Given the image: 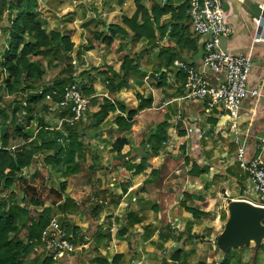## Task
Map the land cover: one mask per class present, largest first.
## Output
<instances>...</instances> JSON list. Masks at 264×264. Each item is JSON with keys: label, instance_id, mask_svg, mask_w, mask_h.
Masks as SVG:
<instances>
[{"label": "crops", "instance_id": "0c3cea01", "mask_svg": "<svg viewBox=\"0 0 264 264\" xmlns=\"http://www.w3.org/2000/svg\"><path fill=\"white\" fill-rule=\"evenodd\" d=\"M185 1L153 0L152 4H158L160 8L168 5L174 9ZM220 2L225 22L233 28V35L221 41L222 48L233 55L250 56L253 69L248 87L260 88V98L255 100L246 97L241 102L237 128L231 130L223 112L218 108L206 111L200 102L182 100L183 93L180 94L176 89L182 88L184 92V86H181L172 72L168 74L167 87L154 86L151 71L156 63L154 58L157 50L150 51L141 60V70L148 76L143 81H130L132 90L122 88L115 96H110L99 83L100 77L92 75L90 78L95 80V85L93 84L94 94L90 97L97 103L93 114L98 112L105 99L113 102V97L127 109L135 108L138 105L135 92L150 95L152 104L149 109L139 112L127 127L121 129L112 121L107 123L115 114H109L107 121L105 119L99 126H96L92 116L89 120L85 119L84 128L92 127L94 132L88 135L81 172L65 180L64 191L53 186L56 183L51 172L53 170L49 171V167L44 166L40 169L37 165L32 166L34 171L31 169L30 173L36 175L28 176L29 180L36 179L39 172H51L44 179L54 183L46 186V189L55 191L58 199L54 204L47 201L38 207L31 205L26 208L27 211L39 213L43 208L51 207L52 219L58 218L76 228L75 253L68 255L61 264H110L115 256H121L118 264H165V261L171 264L168 257L178 250L182 251V259L189 264L190 257L194 254V248L188 245L189 236L198 235L196 231L202 227L211 230V227L220 224L221 216L226 218V213L229 218L228 212L219 206L221 203L218 196L221 191L230 187H238L242 193L248 190L249 184L244 177H239L235 164L234 142L238 140L244 145L248 159L260 157L264 162V0ZM95 5L98 17L106 25L121 27L129 36L132 35L122 24L124 18L130 19L135 13L132 0H122L120 6L117 0H97ZM144 5L149 7L151 0H144ZM169 17L170 14L163 15L160 24H164ZM108 31L109 27L104 28L103 37L99 41L108 37L112 42L104 63L97 67L107 65L117 71L116 67L120 64L119 46L123 44L133 55L143 50L145 43L133 38L123 40L118 34H109ZM196 40V52H183L182 61L198 67L202 54L200 41ZM161 42L163 44L165 41ZM92 46L93 51L95 44ZM116 56L119 57L117 61L114 60ZM161 72L165 71L161 69ZM209 78L213 84L218 81V78ZM43 112L56 118L48 109ZM159 125V130L165 132L167 141L161 145L157 154L148 156V143L151 144ZM146 131H150L149 134L140 138V134ZM118 139L127 142L120 153L112 151V146ZM142 142L146 145H142ZM87 148H90V152ZM40 154L51 156V152ZM142 159L146 160L145 168L134 175L130 166L138 165ZM107 162H110V166L106 171L103 167ZM193 164L203 173L197 175ZM62 172L63 170L58 171L60 183L64 181ZM66 199L79 204V210L73 213L69 208L60 213L56 207ZM183 204L206 216L193 219L181 207ZM216 206H219V210L215 209ZM128 212L139 213L142 220L131 229L126 218ZM174 224L177 225L176 229L170 226ZM145 226H150L154 231L147 242L142 240ZM122 230L127 232L122 234ZM70 233L72 234L71 231ZM207 234L200 237L206 236L204 239H207L210 236ZM23 235L26 236L25 229L19 233V237L24 239ZM166 239L169 242L173 239L175 242L165 243ZM164 255L168 257H163ZM36 260L42 261V255L40 250L34 251L32 246L24 264H36Z\"/></svg>", "mask_w": 264, "mask_h": 264}, {"label": "trees", "instance_id": "16d2710c", "mask_svg": "<svg viewBox=\"0 0 264 264\" xmlns=\"http://www.w3.org/2000/svg\"><path fill=\"white\" fill-rule=\"evenodd\" d=\"M132 1L135 6L134 15L130 19L124 18L122 20V24L132 35L129 36L124 29L117 26H110L108 33L118 34L123 40L133 38L142 41L145 43V48L139 53L131 55L129 49L121 44L118 49V52H120L118 70L115 71L110 66L102 65L92 68L91 74L100 77V83L110 96H115L122 88L132 90V86L129 84L130 81H143L148 76L146 72L140 71L142 69L139 65L141 60L150 51L157 50L154 58L156 63L153 64L151 71L155 80L154 86L167 87V77L171 72L183 86L184 77L182 74L174 72L173 63L182 61L184 58L183 52H196L197 50V40L190 35L187 24V1L174 9L168 5L160 8L158 4H152L153 0H151L149 7L144 5V0ZM117 2L119 6L122 4V0H117ZM37 7V0H0V29L6 32L8 36L7 45L0 54V92L5 89V91L12 94L17 89H22L19 103L12 100L5 107L0 108L2 128L0 133V189L10 190L12 188V190H16V193L11 192L0 199V264H24L25 257L32 251V240L39 239L41 233L52 220L53 210L51 207L43 208L39 213H33L27 211L26 208H21L18 200H16L19 197L20 190L18 184L26 180L28 176L36 175L30 173L32 166H36L37 159L35 157L42 152H51V156H46L44 159V167H49V170L53 171L63 170L61 176L64 181L59 184L60 191H64L66 179L81 172V166L85 158V146L81 140V131L78 129L82 123L73 128L65 127L66 139L59 144L57 139L61 134L49 130L51 129L50 126L54 127V124L46 123L42 116L37 117L39 114L38 109L45 110L49 108V105L44 101L46 93L52 90L60 92L64 86L75 84V79L84 75L83 73L77 74L74 66L71 65L68 54L72 44L69 38L61 36L59 33H52L51 37L46 36L42 30L45 22L38 18ZM6 12L8 14L4 20L2 15ZM12 12L14 17L11 20L10 14ZM166 14H170V17L161 25L160 19ZM25 35L30 36L32 42H25ZM163 40L165 42L161 44ZM102 41L107 45L112 42L108 37L102 38ZM84 49L88 52L93 49V46L88 42ZM33 58L44 60L46 62L45 69L56 70L60 68L58 75L50 82L45 83L43 81L44 68L41 62L33 61ZM63 64H65L64 67ZM161 69L165 72L162 73ZM79 88L83 96L88 97L94 94V90L90 86H79ZM40 90L44 91L43 95H37ZM176 91L180 94L183 93L182 88H177ZM135 97L138 105L132 109H127L114 97L111 98L113 102L105 100L104 104L99 107L98 112L92 114L96 126H99L109 114H115L113 121L117 128L127 127L139 112L149 109L152 104L150 95L146 96L135 92ZM52 99L54 102L58 101L56 96H53ZM12 104H24V106H21L23 109V122L17 124L11 130L12 133L9 134L8 128L12 123L14 113L10 108ZM90 104L92 106L96 105L95 100L92 99ZM159 128H161L160 125L153 134L151 144L148 143V156L157 154L161 145L167 141L165 132L159 130ZM10 142L11 144L22 143L23 145L16 148L15 145L10 146ZM141 144L146 145L145 142ZM125 145H127L125 140L118 139L113 144L112 151L120 153ZM145 165L146 160L142 159L138 165L130 166V170H134L133 174L136 175L145 168ZM192 167L197 175L203 173L199 171L196 165L193 164ZM24 169L28 171L26 176L22 173ZM31 203L32 206L37 207L42 205L38 201H31ZM181 207L193 219L206 216L204 213L186 207L185 204ZM56 208L60 213H64V210L70 208L74 213L79 210V204L66 199ZM95 210L96 208H94ZM126 218L130 229L142 221L139 218V213L128 212ZM220 220L224 222L226 218L221 216ZM64 224L72 232V242L74 244L76 228L70 224ZM23 229L26 230L24 239L19 237V233ZM126 232V230L121 231L122 234ZM153 233L154 231L150 226H145L143 228V242L149 241ZM204 237L206 236H202L201 239ZM182 255V251H175L168 257V260L172 262L171 264H187L186 260L182 259ZM228 255L226 253L222 261L215 264H228ZM120 260L121 256H115L111 263L118 264ZM37 261L41 262V260ZM47 263L46 259L42 261V264ZM196 264L204 263L197 262Z\"/></svg>", "mask_w": 264, "mask_h": 264}, {"label": "built area", "instance_id": "2783aa9c", "mask_svg": "<svg viewBox=\"0 0 264 264\" xmlns=\"http://www.w3.org/2000/svg\"><path fill=\"white\" fill-rule=\"evenodd\" d=\"M188 26L192 37L201 44V60L198 67L185 61H175L173 70L184 77L182 100L200 102L206 111L218 108L224 114L231 130L237 128L240 104L246 98L258 100L261 89H249L248 79L253 63L248 54L233 55L222 48L221 41L233 35V28L225 22L220 0H186ZM218 78L216 84L209 78ZM40 90L37 95H43ZM58 97L54 102L52 97ZM90 98L83 96L79 86L69 84L60 92L52 90L44 95L48 111L56 117L49 129L61 134L59 144L66 139L65 127L73 128L84 122L89 110ZM24 106V104H22ZM37 117H41L39 114ZM235 164L239 177H244L249 188L244 194L253 195L255 201L247 203L264 210V162L260 157L247 158L244 145L235 140ZM31 244V242H29ZM34 251H39L47 264H61L68 255L75 253L72 235L65 224L53 218L39 239H33ZM36 264H42L38 262Z\"/></svg>", "mask_w": 264, "mask_h": 264}, {"label": "rangeland", "instance_id": "374dc122", "mask_svg": "<svg viewBox=\"0 0 264 264\" xmlns=\"http://www.w3.org/2000/svg\"><path fill=\"white\" fill-rule=\"evenodd\" d=\"M97 0H37L38 7L36 12L38 14V18L41 21L45 22V25L42 27V30L46 34L47 37H51L52 33H59L61 36H66L69 38L70 43L72 44V48L68 54L70 57L71 65L74 66L75 71L77 74L83 73L84 75L80 78L77 77L75 79V84L79 86L85 87H92L95 85L90 77L93 75L91 74L92 68H97L98 64H103L105 57L107 55V50L109 49L110 45H107L105 42H100L99 39L103 37L104 28L110 27L106 25L105 21L98 17V9L96 7ZM7 12L4 13L2 16L5 20L7 16ZM11 20L14 17V13L12 12ZM1 16V18H2ZM124 26V25H123ZM98 38V39H97ZM8 36L6 32L0 29V54H2L3 50L7 45ZM25 42H32L30 36L24 37ZM35 42V41H33ZM95 44V50L85 51L84 46L87 44ZM126 48V46H125ZM98 52V53H97ZM102 57H101V56ZM119 57H115L114 60H118ZM33 61L41 62L42 67L44 68V77L43 81L45 83L50 82L51 80L56 77L60 71V68L56 70H51L46 68V62L38 58H33ZM102 61V62H100ZM65 64H63V67ZM118 70V67H116ZM91 74V75H90ZM96 77V76H95ZM100 83V82H99ZM94 84V85H93ZM21 87V86H20ZM103 88V87H102ZM102 88H100L102 90ZM94 90V89H93ZM22 94V89H17L14 93L10 94L5 89H2L0 92V108L5 107L7 103H10L12 100H16L19 103ZM134 94V92H133ZM91 100L92 97L88 96ZM90 100V102H91ZM106 100V99H105ZM108 101V100H107ZM21 104H12L10 108L14 111L12 123L9 125L8 133L11 134V130L15 128L17 124L23 122L22 118V108ZM96 105L92 106L89 105V110L85 115V119H90L92 116V112L96 109ZM40 116H45L44 121L48 124L55 123L56 118H51L50 115L44 114L43 110H37ZM105 121V120H104ZM103 121V122H104ZM107 121V119H106ZM113 121L112 117L107 121ZM1 122V119H0ZM107 123H104L106 125ZM86 123L82 122V124L78 127L81 131V140L86 148V144L88 140V135H92L94 132L92 127H86ZM1 123H0V133H1ZM150 131L143 132L140 134V138L144 135L149 134ZM139 142V141H137ZM14 147H22V143H12L10 142V146ZM89 146V145H88ZM13 147V148H14ZM15 149V148H14ZM90 148H87V150ZM90 152V150H88ZM46 158L45 154H40L35 157L36 165L40 169L44 166V159ZM110 166V162L105 167L104 170H108ZM86 167H83L85 169ZM38 169V170H39ZM55 169V168H53ZM51 171V170H49ZM48 171H44L42 173H38L36 179L29 180L26 179L18 184L19 187V197L16 199L21 208H29L32 203L31 201H38L39 203L43 204L45 202L55 203L58 199V195L55 194V191H47L46 186H50L54 182H50L49 180H45L44 177L50 175L52 172L53 179L56 183L53 184L55 188L59 187L60 181L58 180L59 173L58 171L54 170L49 173ZM23 175L26 176L28 171L24 169L22 171ZM51 180V177H50ZM48 181V182H47ZM110 182V181H109ZM16 190L12 188L10 190H2L0 189V199L8 195L9 193H14ZM58 192V191H56ZM219 197L220 205L224 211H229L228 206L236 201H247L248 199L255 201V197L253 195L244 194L238 187H230L224 191H221ZM216 206L215 209L219 210ZM214 209V208H213ZM214 209V210H215ZM226 213V220L223 222L221 220L220 224L217 226L211 227L212 229L208 230L205 227L198 229V235H194V237L189 236L188 245H191L193 249V255L190 257L189 264H196L197 262H203L204 264H215L219 263L220 259L222 260L225 257V254L228 253L229 255V262L228 264H264V235L260 237V239L256 238H249L246 242L242 243L240 246H231V245H219L217 244V240L220 235L223 233L225 228L226 222L228 220ZM213 222V221H212ZM211 222V223H212ZM213 224H210L212 226ZM261 225L264 226V216ZM171 228H177V225H170ZM208 233L207 239H201L200 235H206ZM21 234H24L22 232ZM25 237V235H23ZM195 240V242H193ZM172 243L175 242L171 241ZM169 240H165V243H171ZM179 243V240L177 241ZM185 245L184 243H182ZM199 250V251H196ZM169 255V254H168ZM168 255H164L163 257H168ZM162 258L159 260L161 262ZM132 262V261H131ZM167 261H165L166 263ZM42 263V261H41ZM133 263V262H132ZM169 264V262H168Z\"/></svg>", "mask_w": 264, "mask_h": 264}, {"label": "water", "instance_id": "95a60500", "mask_svg": "<svg viewBox=\"0 0 264 264\" xmlns=\"http://www.w3.org/2000/svg\"><path fill=\"white\" fill-rule=\"evenodd\" d=\"M140 71L145 73L143 70ZM228 210L229 218L217 244L237 247L249 238L260 239L264 235V226L261 225L264 216L263 209L244 201H236L228 206Z\"/></svg>", "mask_w": 264, "mask_h": 264}]
</instances>
